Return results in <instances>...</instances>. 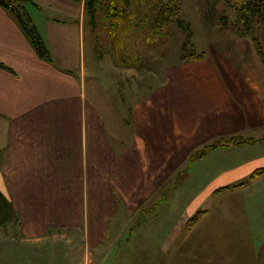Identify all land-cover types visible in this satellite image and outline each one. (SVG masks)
Here are the masks:
<instances>
[{
    "label": "crops",
    "instance_id": "1",
    "mask_svg": "<svg viewBox=\"0 0 264 264\" xmlns=\"http://www.w3.org/2000/svg\"><path fill=\"white\" fill-rule=\"evenodd\" d=\"M84 2L22 5L51 62L0 6V235L5 253L25 256L3 264H107L113 250L114 264H124L125 245L134 251L128 264H239L231 241L243 237L227 226L243 233L248 216L217 217V202L199 208L218 194H264V65L253 42H210L203 58L173 67L133 104L127 125L108 85L87 68ZM204 149L191 165L224 164V172L175 220L157 229L149 211L136 225L141 205H156L173 171Z\"/></svg>",
    "mask_w": 264,
    "mask_h": 264
},
{
    "label": "rangeland",
    "instance_id": "2",
    "mask_svg": "<svg viewBox=\"0 0 264 264\" xmlns=\"http://www.w3.org/2000/svg\"><path fill=\"white\" fill-rule=\"evenodd\" d=\"M156 1L98 0L95 3L94 29L89 26L90 19L86 13L87 68L92 72L94 81L103 86L108 85L114 105L121 108L127 125L130 123L131 106L146 101L154 90L162 87L168 81V74L173 67L197 60L190 58L193 55L203 58L205 48L210 42L225 38H248L252 41L255 38L264 52V21L254 19L249 34L243 35L244 20L235 11L239 0H180L176 19H180L183 26L188 25V28L181 29L174 21L159 30H153L151 27ZM182 57L189 59L180 61ZM205 155H192L182 167L173 171L165 190L161 188L157 191L155 200L159 198V202L152 206V200L141 205L136 225H143L147 221L149 211L151 216H154L153 222L157 229L163 226L165 219L167 223L175 220L176 213L186 208L194 195L200 193L212 179L224 172L227 167L224 164L216 166L214 170L210 169L208 161H203L204 166L201 162L198 163L200 160L191 165L190 159L196 160ZM213 155L215 153L212 156L209 154L207 158H213ZM220 156L222 153L218 155L217 160ZM174 196L176 199L163 208L164 201ZM216 202L219 205V208L214 210L217 217L228 212L230 219L234 221L243 215L248 216V227L244 226L243 233L239 228L235 230V226H227L231 237L232 230L233 236L243 237V240H235V243L231 241V257L241 260L239 264H243L244 258V264H262L264 194L250 198L245 197L244 193L232 197H221L218 194L204 199L199 209H209ZM128 237L130 235L126 236ZM139 237L141 240L147 238L148 233L144 231ZM0 238V264L6 261L19 262L25 258L18 248L5 253L1 242L3 235H0ZM250 242L253 245L252 251L249 248ZM125 247L127 246H124L123 263L128 264V257L134 251ZM114 255V250L109 252L107 264H114Z\"/></svg>",
    "mask_w": 264,
    "mask_h": 264
},
{
    "label": "trees",
    "instance_id": "3",
    "mask_svg": "<svg viewBox=\"0 0 264 264\" xmlns=\"http://www.w3.org/2000/svg\"><path fill=\"white\" fill-rule=\"evenodd\" d=\"M27 0H0V6L10 12L16 22L18 23L19 27L25 34V36L30 41L31 45L33 46L34 50L36 51L38 57L42 60H45L47 62H51L49 52L38 33L35 26L32 24L30 18L23 10L22 5ZM74 2H77L79 0H71ZM98 0H85L84 2V8H85V16L87 13V16L90 19L89 26L94 29L96 27V9H95V3ZM125 3L128 4L126 1ZM239 5L235 6L236 13L241 17V19L244 20V29H243V35L249 34V29L254 21V19L257 20H263L264 21V3L263 0H239ZM126 4V5H127ZM179 4L180 0H157L156 6L153 9V25L151 29H157L159 30L162 26H165L169 23H172L176 21L177 26L181 29L185 27V29L188 28V25L183 26V22L180 19H176V16L178 15L179 11ZM252 42L255 46L257 55L264 65V52L262 51V48L257 44V41L255 38L252 39ZM202 56H194L190 58L199 59ZM189 59L182 57L180 61H185ZM237 140L231 139L228 142H234ZM239 143H244L246 140L240 139L238 140ZM224 143H227L223 140ZM207 149H204L202 152H200L198 155H205ZM196 218L191 220V224L195 221ZM262 264H264V251H263V258H262Z\"/></svg>",
    "mask_w": 264,
    "mask_h": 264
}]
</instances>
